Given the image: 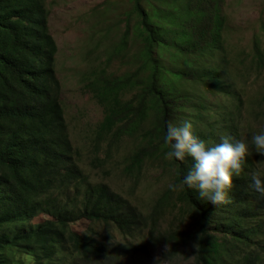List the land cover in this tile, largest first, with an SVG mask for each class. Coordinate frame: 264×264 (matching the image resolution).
<instances>
[{
    "label": "trees",
    "instance_id": "1",
    "mask_svg": "<svg viewBox=\"0 0 264 264\" xmlns=\"http://www.w3.org/2000/svg\"><path fill=\"white\" fill-rule=\"evenodd\" d=\"M140 1L136 12L142 19L139 34L147 43L145 64L153 67L150 81L130 101L121 97L132 83L127 81L130 77L110 80L95 75L89 81L96 98L107 105L102 134L113 133V140H118L124 134H137L139 127L151 121L144 137L147 146L139 147L131 159V174L138 173L155 153L165 156L166 121L178 120L182 106L181 101L166 96L168 85L158 83L161 73L154 48L181 34L180 54L202 53L213 42L216 17L212 0H189L186 14H180L189 16L180 34L172 36L173 30H168L160 37L149 26ZM57 53L48 12L41 0H0V264H10L8 257L14 250L33 256L35 264H56L53 260L62 250L77 256L73 264H115L102 244L71 229L76 218L113 224L131 238L148 229L155 238L171 207L178 208L180 216L195 221L193 233L180 227L168 238L175 252L182 243L193 239L198 246L197 264H229L228 257L242 255L248 246L256 244L259 229L251 220L256 211L264 210V199L258 202V209L254 200L259 195L249 188L251 173L255 172L250 154L244 172L233 176L229 202L219 206L200 199L196 190L169 189L147 216L108 185H90L77 165L78 153L70 140L55 69ZM258 55L263 57L260 51ZM192 163L191 158L185 163L168 161L173 183H181ZM71 186H87L78 216L70 204L62 202V191ZM39 214L51 219L32 224ZM260 254L250 251L237 264H257Z\"/></svg>",
    "mask_w": 264,
    "mask_h": 264
},
{
    "label": "rangeland",
    "instance_id": "2",
    "mask_svg": "<svg viewBox=\"0 0 264 264\" xmlns=\"http://www.w3.org/2000/svg\"><path fill=\"white\" fill-rule=\"evenodd\" d=\"M41 1L58 47L55 69L70 140L78 153L77 165L90 185H108L150 216L174 182L168 160L160 152L147 158L138 173H129L132 157L139 147L147 146L144 137L151 121L139 127L137 134H124L118 140H113V133L102 134L100 128L107 105L96 98L89 84L95 75L110 80L130 77L127 81L132 83L121 96L123 101H130L150 81L153 67L144 60L147 43L139 34L142 19L136 12L138 0ZM212 2L216 16L213 42L202 53L184 56L178 46L183 41L180 32L189 16L180 14H186L189 0L140 1L150 20L149 26L160 37L168 30H173L172 36L180 34L167 38L165 44L163 41L153 50L161 73L158 83L170 87L165 91L167 97L181 101L179 119L190 118L194 136L208 145L220 143L222 135L243 139L249 144L255 172L264 177V157L251 144L254 134L264 132V0ZM258 51L263 53L262 58ZM86 187L71 186L62 191V202L70 204L77 216ZM260 200V197L254 200L258 209ZM50 219L39 214L32 224ZM251 222L259 229L256 244L248 246L242 255L228 257L229 264L241 262L250 251L261 252L257 264H264V210L256 211ZM194 224L193 218L180 216L179 209L171 207L155 238L148 229L135 238L126 237L113 224L80 217L71 224V229L102 244L115 264H197L198 246L193 239L182 243L175 252L168 238L180 227L193 233ZM76 257L62 250L53 263L73 264ZM8 258L10 264H35L33 256L15 250Z\"/></svg>",
    "mask_w": 264,
    "mask_h": 264
},
{
    "label": "clouds",
    "instance_id": "3",
    "mask_svg": "<svg viewBox=\"0 0 264 264\" xmlns=\"http://www.w3.org/2000/svg\"><path fill=\"white\" fill-rule=\"evenodd\" d=\"M163 141L168 149L164 156L166 160L185 163L191 158L193 161L181 183L169 184L171 191L187 187L196 190L200 199L216 206L229 202L228 191L233 186V176L239 177L244 172L250 151L247 142L222 135L220 143L209 146L193 135V123L187 117L167 120ZM251 144L256 153L264 157V132L254 134ZM249 188L264 199V177L261 174L251 173Z\"/></svg>",
    "mask_w": 264,
    "mask_h": 264
}]
</instances>
